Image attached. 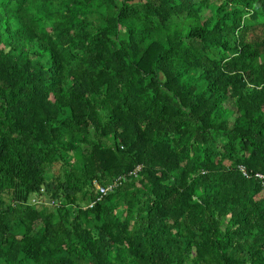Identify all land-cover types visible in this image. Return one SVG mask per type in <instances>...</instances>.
<instances>
[{
	"label": "trees",
	"instance_id": "obj_1",
	"mask_svg": "<svg viewBox=\"0 0 264 264\" xmlns=\"http://www.w3.org/2000/svg\"><path fill=\"white\" fill-rule=\"evenodd\" d=\"M257 173L264 0H0V264H264Z\"/></svg>",
	"mask_w": 264,
	"mask_h": 264
},
{
	"label": "built area",
	"instance_id": "obj_2",
	"mask_svg": "<svg viewBox=\"0 0 264 264\" xmlns=\"http://www.w3.org/2000/svg\"><path fill=\"white\" fill-rule=\"evenodd\" d=\"M139 169V166L136 168V170L133 172L134 174L136 173V171ZM245 168L242 166V170H244ZM245 174V173H244ZM256 176L260 179H264V175L261 173H257ZM117 184L116 181L111 182L110 184L107 185H100V184H96V189L98 190V197L96 198V200L101 199L102 197H104L105 195H107V193Z\"/></svg>",
	"mask_w": 264,
	"mask_h": 264
},
{
	"label": "clouds",
	"instance_id": "obj_3",
	"mask_svg": "<svg viewBox=\"0 0 264 264\" xmlns=\"http://www.w3.org/2000/svg\"><path fill=\"white\" fill-rule=\"evenodd\" d=\"M114 181H116V182H117V184L119 183V179H118V178H117V179H115ZM112 182H113V181H112ZM110 183H111V182H110ZM110 183H109V184H110ZM117 184H116V185H117ZM106 185H107V184H106ZM116 185H115V186H116ZM95 186H96V185H95ZM115 186H114V187H115ZM114 187H113V188H114ZM111 190H112V189H111ZM107 194H108V193H107Z\"/></svg>",
	"mask_w": 264,
	"mask_h": 264
}]
</instances>
